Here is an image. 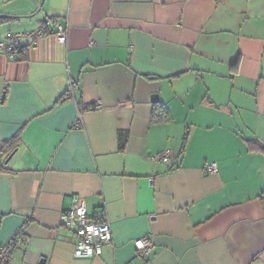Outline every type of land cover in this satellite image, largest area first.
Here are the masks:
<instances>
[{"label": "crops", "instance_id": "obj_1", "mask_svg": "<svg viewBox=\"0 0 264 264\" xmlns=\"http://www.w3.org/2000/svg\"><path fill=\"white\" fill-rule=\"evenodd\" d=\"M46 17L65 43L0 53L8 264H264V0H0V42ZM78 201L112 234L87 259Z\"/></svg>", "mask_w": 264, "mask_h": 264}, {"label": "built area", "instance_id": "obj_2", "mask_svg": "<svg viewBox=\"0 0 264 264\" xmlns=\"http://www.w3.org/2000/svg\"><path fill=\"white\" fill-rule=\"evenodd\" d=\"M52 35L59 43H65L67 31L65 26L57 19L44 18L37 24L35 30L10 34L5 41L0 42V53L8 59H16L23 50V41L29 40L35 44L40 38ZM82 107H78V121L80 123ZM154 161L167 162L168 154L162 153L153 158ZM207 171L213 173L216 171L214 165L208 167ZM61 223L74 233V257L87 259L100 255L104 245L112 241L110 224L103 213L89 216L82 201H78L61 219ZM21 230L13 239L5 245L0 246V264H8L11 258V249L14 248ZM138 255L146 258L148 253L154 249V245L148 238H141L134 242Z\"/></svg>", "mask_w": 264, "mask_h": 264}, {"label": "trees", "instance_id": "obj_3", "mask_svg": "<svg viewBox=\"0 0 264 264\" xmlns=\"http://www.w3.org/2000/svg\"><path fill=\"white\" fill-rule=\"evenodd\" d=\"M1 20V18H0ZM154 119L156 120H162L161 118L163 117V110L162 106L160 107L159 105L155 106V111H154ZM16 138V137H15ZM12 138L10 140H7L5 142L0 143V160L5 159L13 150L16 148V139ZM126 136H122L119 138L120 143H119V148L120 150L123 149L124 146V141H125ZM6 171L5 166L0 162V173Z\"/></svg>", "mask_w": 264, "mask_h": 264}, {"label": "water", "instance_id": "obj_4", "mask_svg": "<svg viewBox=\"0 0 264 264\" xmlns=\"http://www.w3.org/2000/svg\"><path fill=\"white\" fill-rule=\"evenodd\" d=\"M2 98H3V97H2ZM152 99H153L154 102H157V96H154ZM12 156H13V153H11V154L7 157V159L3 162V164L6 165V164L9 162V160L12 158ZM42 262H43V261H40V264H42Z\"/></svg>", "mask_w": 264, "mask_h": 264}]
</instances>
